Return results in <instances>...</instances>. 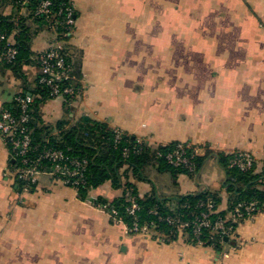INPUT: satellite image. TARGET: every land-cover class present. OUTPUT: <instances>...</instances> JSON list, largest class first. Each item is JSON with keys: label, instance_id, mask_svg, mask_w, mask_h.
<instances>
[{"label": "crops", "instance_id": "obj_1", "mask_svg": "<svg viewBox=\"0 0 264 264\" xmlns=\"http://www.w3.org/2000/svg\"><path fill=\"white\" fill-rule=\"evenodd\" d=\"M76 13L70 59L80 94L66 110L54 98L40 108L53 126L80 118L101 122L151 146L188 142L204 156L193 176L143 168L133 180L140 198L219 192L228 208L217 154L250 153L262 168L264 149V0H71ZM0 14L29 28L38 54L53 40L24 8L0 0ZM16 35L12 31L11 39ZM39 73L18 77L0 63V113ZM13 162L0 138V264H264V208L239 223L219 250L178 238L130 235L91 201L120 195L105 182L77 197L46 170L32 192L14 184Z\"/></svg>", "mask_w": 264, "mask_h": 264}, {"label": "trees", "instance_id": "obj_2", "mask_svg": "<svg viewBox=\"0 0 264 264\" xmlns=\"http://www.w3.org/2000/svg\"><path fill=\"white\" fill-rule=\"evenodd\" d=\"M3 3H8L14 9L24 8L28 11V19L33 23L44 25L43 19L34 16V8L37 0H33L27 4L22 3V0H1ZM67 0H54L52 5L53 14L59 9L67 5ZM76 18V13H75ZM61 21V18L51 19V23ZM58 28V27H57ZM16 31V35L12 39L13 46L17 51L15 60L12 63H0L7 68H10L18 77L21 75V67L34 63L39 70V54H33L30 50V34L29 28L25 25L24 19H18L16 22L10 18H6L0 14V32L5 37L11 38L12 31ZM57 33L67 32L60 27ZM72 35L62 37L66 44V50L69 56L66 58V63L70 64L71 71L69 79L59 82L57 85L60 90L64 88H71L72 95L63 94L64 106L66 110L75 102L80 94V86L78 83L79 74L74 71L71 63L70 54V40ZM41 74L38 73L32 87H24L23 90L15 97L24 98L26 96L32 99L29 107V121L25 124L30 134V147L26 154L28 161L35 160L39 154L45 149H53L61 151L69 159H85L87 165L83 172V177L76 186L67 185L73 188L79 200H88V193L105 182H110L114 189L120 190V195L112 200L103 197H97L91 201L95 207H104L107 213H110L114 218L121 219V221L130 226L133 221L138 225L154 223L152 230L163 234L165 236V243H171L178 238L177 231L174 226L168 225L165 221H158L157 216L152 215L150 211L156 210L158 214L165 217H172L178 220H190L194 216L201 213H207L210 221H215L219 217H224L229 211L239 204L255 203L258 212L264 208V162L259 172L256 171L257 164L254 163L249 171L242 172L235 167H230L234 157L239 152L231 154H217L218 165L226 175V182L224 189L228 194V208L226 211H218L220 202L219 192L204 191L193 194L176 196L170 199H161L152 193L149 196L140 198L137 194L133 180H141L143 176V168L146 166H154L161 171L171 173L173 176L177 174H186L193 176L200 169L204 161V156L194 155L193 147L189 148L187 155L191 156V161L194 164V170L189 172L185 168L174 167L168 164L164 155L167 154L177 142H171L165 145L151 146L145 140L140 146L137 145V138L131 137L121 131L108 127L107 124L95 122L80 118L75 122L60 121L53 126L45 125L40 119V108L54 97L50 94V88L45 84H40L39 80ZM2 111H8L13 116H18V108L16 102L13 100L9 105L5 106ZM119 133V135H118ZM10 153V146L5 144ZM136 148V151L133 149ZM129 149L130 153L127 158L123 157V151ZM13 162L9 163L11 170L22 167L21 159L10 155ZM53 167L48 161H41L39 168L46 171ZM56 180L62 181L63 177L56 174L53 175ZM62 183V182H61ZM14 184L16 189H20L22 182L14 177ZM66 186V185H65ZM36 187V184L30 186V192ZM129 192L138 204V211L135 219L130 217L127 212V203L125 195ZM212 208L209 209L208 205ZM230 225V224H229ZM236 228L237 225L231 224ZM172 232V234H171ZM185 242L196 244V240L192 237L191 229L186 231ZM209 236V229H202L201 240L207 239ZM214 238H217L213 234ZM225 242V241H224ZM210 243L207 244L209 246ZM220 247L216 245L215 250Z\"/></svg>", "mask_w": 264, "mask_h": 264}, {"label": "built area", "instance_id": "obj_3", "mask_svg": "<svg viewBox=\"0 0 264 264\" xmlns=\"http://www.w3.org/2000/svg\"><path fill=\"white\" fill-rule=\"evenodd\" d=\"M33 0H22V3L27 4ZM54 0H37V4L34 8V16L43 19L44 25L53 34V40L49 44L46 50L41 52L38 57L39 61V73L41 78L40 84H45L50 88V94L54 97H61L63 94L72 95L71 88H64L60 90L58 83L66 79H69V73L71 71L70 64L66 63V58L69 56L66 50V44L62 40L64 36H70L74 32L76 18L75 9L71 0H67V5L59 9L56 13L52 12V5ZM61 18V21L51 23L53 18ZM60 27L67 32L57 33V29ZM13 41L10 37H5L0 32V61L5 63H12L17 55V51L13 46ZM14 101L17 104L18 116L15 117L8 111H1L0 113V138L4 144L10 146V155L13 158H20L22 167L14 170V177L22 182V186L19 191L27 193L30 191V186L36 184L37 178L45 172L39 168L41 161H48L53 164V167L47 169L52 175H60L63 177L62 184L76 186L83 177V172L87 165L85 159H69L61 151L53 149H45L41 154L37 156L35 160L28 161L26 154L30 147L29 130L25 124L29 121V112L32 99L28 96L21 98L15 97ZM119 135V133H118ZM137 145L140 146L144 143V140L137 138ZM192 144L188 142H177L171 151L164 155L165 161L174 166L185 168L189 172L194 170V164L191 161V156L187 155L189 148H192ZM136 151V148L133 149ZM130 153L129 149L123 151V157L127 158ZM194 155H198L197 147H193ZM255 159L250 153H238L234 157L230 164V167H235L242 172L252 169ZM262 162H264V149L262 153ZM125 201L127 203L126 212L130 217L135 219L136 212L139 207L134 197L127 192L125 195ZM208 208L211 209L212 205L209 204ZM98 209L105 211L104 207H98ZM106 212V211H105ZM107 213V212H106ZM152 215L157 216L158 221H165L168 225L174 226L178 237L185 239L187 229H191L192 237L196 240V245L203 247H210L215 249L216 245L219 247L225 243L232 241L233 249L239 248L240 243L235 237V229L231 224L238 225L244 220L251 218L254 214L258 213L255 203H239L233 210L229 211L224 217H219L215 221L208 219L207 213H201L198 216H194L190 220H178L172 217H161L156 210L150 211ZM113 223H122L121 219L114 218L110 213H107ZM143 224L138 225L136 221H133L130 226L125 225V232L130 235H143L155 237L162 243H165V236L152 230V225ZM230 224V225H229ZM202 229H209V236L205 240H201ZM172 234V232H171ZM213 234L217 238L213 237ZM225 239H227L226 242ZM209 246H207V244Z\"/></svg>", "mask_w": 264, "mask_h": 264}, {"label": "water", "instance_id": "obj_4", "mask_svg": "<svg viewBox=\"0 0 264 264\" xmlns=\"http://www.w3.org/2000/svg\"><path fill=\"white\" fill-rule=\"evenodd\" d=\"M19 181V180H18ZM227 241V239H225V242Z\"/></svg>", "mask_w": 264, "mask_h": 264}]
</instances>
